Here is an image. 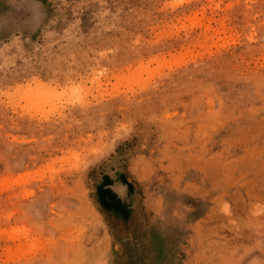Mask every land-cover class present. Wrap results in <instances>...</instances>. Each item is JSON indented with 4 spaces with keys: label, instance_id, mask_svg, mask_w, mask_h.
Segmentation results:
<instances>
[{
    "label": "rangeland",
    "instance_id": "obj_1",
    "mask_svg": "<svg viewBox=\"0 0 264 264\" xmlns=\"http://www.w3.org/2000/svg\"><path fill=\"white\" fill-rule=\"evenodd\" d=\"M2 232L0 264H264V0H0Z\"/></svg>",
    "mask_w": 264,
    "mask_h": 264
},
{
    "label": "bare ground",
    "instance_id": "obj_2",
    "mask_svg": "<svg viewBox=\"0 0 264 264\" xmlns=\"http://www.w3.org/2000/svg\"><path fill=\"white\" fill-rule=\"evenodd\" d=\"M215 4H216V3H215ZM231 4H232V2H231ZM217 5H218V4H217ZM227 6H228V4H226V7H227ZM227 8H228V7H227ZM204 9H205V8H204ZM228 9H229V8H228ZM226 11H227V10H226ZM193 17H194V16H193ZM195 18H196V17H195ZM198 20H199V19H198ZM192 23H194V22H192ZM192 25H193V24H192ZM193 26H194V25H193ZM221 26H222V25H221ZM202 28H203V27H202ZM207 28H208V27H207ZM209 28H210V27H209ZM227 31H228V30H227ZM227 31H225V32H227ZM212 38H213V37H212ZM258 132H259V131H258ZM258 161H259V160H258ZM257 163H258V162H257ZM255 165H256V164H255ZM257 165H258V164H257ZM254 167H255V166H254ZM234 168H235V167H234ZM229 169H230V168H229ZM253 169H254V168H253ZM253 169H252V170H253ZM224 172H225V171H224ZM262 172H263V171H262ZM246 173H247V172H246ZM254 174H255V173H254ZM260 174H261V173H260ZM262 175H263V174H262ZM219 176H220V175H219ZM246 176H247V175H246ZM228 177H229V176H228ZM242 177H244V176H242ZM262 177H263V176H262ZM4 178H6V177H4ZM230 178H232V177H229V179H230ZM244 178H245V177H244ZM256 178H257V177H256ZM6 179H7V178H6ZM224 179H225V178H224ZM241 179H242V178H241ZM241 179H240V180H241ZM242 180H243V179H242ZM3 182H6V180L3 181ZM7 182H9V181H7ZM220 182H221V181H220ZM257 182H258V181H257ZM246 183H247V181H246ZM246 183H245V184H246ZM3 184H4V183H3ZM6 184H8V183H6ZM234 184H235V183H234ZM245 184H244V185H245ZM250 184H251V183H250ZM258 184H259V183H258ZM236 185H237V184H236ZM241 185H242V184H241ZM2 186H3V185H2ZM200 186H201V185H200ZM231 186H233V185H231ZM8 187H9V186H8ZM246 187H247V186H246ZM217 188H218V187H217ZM230 188H231V187H230ZM235 188H236V187H235ZM237 188H238V187H237ZM243 188H244V187H243ZM9 189H10V188H9ZM211 190H212V189H211ZM215 191H217V189H215ZM224 191H225V190H224ZM214 194H215V193H214ZM208 195H209V194H208ZM208 195H207V196H208ZM199 196H200V195H199ZM201 197H202V196H201ZM232 198H233V197H232ZM210 201H211V200H210ZM214 201H216V200H214ZM209 203H210V202H209ZM212 203H213V202H212ZM214 203H215V202H214ZM216 203H217V202H216ZM219 204H220V202H219ZM224 204H226V203H224ZM219 206H220V205H219ZM221 206H222V207H221ZM221 206H220L221 209H222V208L224 209V207H227L228 205L223 206V205L221 204ZM211 207H212V206H211ZM259 208H260V207H259ZM228 209H229V208H227V210H228ZM227 210H226V211H227ZM218 211H219V209H218ZM223 211L225 212V210H223ZM221 212H222V210H221ZM224 212H223V213H224ZM227 213H228V211H227ZM227 213H225L226 216H228ZM256 213H257V212H256ZM208 214H209V213H208ZM229 214H230V213H229ZM251 214H252V213H251ZM253 214L255 215V213H253ZM211 215H212V213H211ZM211 215H209V216H211ZM230 216H231V214H230ZM215 217H216V216H215ZM209 218H211V217H209ZM203 219H204V218H203ZM217 219H218V218H217ZM201 221H202V219H201ZM204 221H205V220H204ZM199 224H200V223H199ZM201 225H202V224H201ZM200 227H201V226H200ZM197 229H198V228H197ZM200 229H201V228H200ZM3 230H4V229H3ZM1 231H2V230H1ZM5 231H6V230H5ZM3 233H4V232H2V233L0 234V236L3 235ZM21 249H22V248H21ZM35 250H36V249H35Z\"/></svg>",
    "mask_w": 264,
    "mask_h": 264
}]
</instances>
